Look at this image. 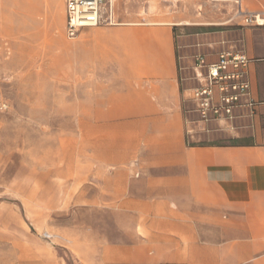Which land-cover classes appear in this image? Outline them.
<instances>
[{"label": "crops", "instance_id": "crops-1", "mask_svg": "<svg viewBox=\"0 0 264 264\" xmlns=\"http://www.w3.org/2000/svg\"><path fill=\"white\" fill-rule=\"evenodd\" d=\"M115 3L114 22L106 24L112 28L93 31L89 46L99 56L108 46L106 35L115 33L124 65L114 66L115 78L91 92L96 105L90 107V128L98 130L86 132L119 142L107 155L123 167L113 178L121 184L115 213L134 239L109 253L128 264H264V29L245 27L233 5H215L232 8V14L215 15L217 52L204 55L216 61L234 50L255 60L248 78L262 105L234 132L215 125L209 127L215 131L197 133L189 123L196 118L189 101L194 64L186 62L192 45L174 34L182 23L139 24L122 15L116 23ZM241 7L264 13V0H242ZM190 129L196 133L189 142Z\"/></svg>", "mask_w": 264, "mask_h": 264}, {"label": "rangeland", "instance_id": "rangeland-1", "mask_svg": "<svg viewBox=\"0 0 264 264\" xmlns=\"http://www.w3.org/2000/svg\"><path fill=\"white\" fill-rule=\"evenodd\" d=\"M115 8L116 23L122 15L139 24H193L174 27L192 45L187 66L196 54L217 52L215 15L232 14L210 0H116ZM65 26V0H0V264H128L109 253L134 239L115 213L121 184L113 178L123 167L107 155L119 142L86 133L98 130L90 128L91 92L124 60L115 33L92 55L91 33L112 27L70 40Z\"/></svg>", "mask_w": 264, "mask_h": 264}, {"label": "built area", "instance_id": "built-area-1", "mask_svg": "<svg viewBox=\"0 0 264 264\" xmlns=\"http://www.w3.org/2000/svg\"><path fill=\"white\" fill-rule=\"evenodd\" d=\"M115 0H65V32L70 40L79 37L82 30L113 24ZM214 5H233L236 17L241 18L245 27L264 29V13L245 12L242 0H210ZM255 60L240 51H224L216 61H210L204 54L193 57L195 83L191 88L190 103L195 119L189 123L197 126V133H208L210 126L218 130L234 132L236 123L244 119H254L262 105L252 94L248 78V67ZM195 131L187 130V140L193 139Z\"/></svg>", "mask_w": 264, "mask_h": 264}, {"label": "bare ground", "instance_id": "bare-ground-1", "mask_svg": "<svg viewBox=\"0 0 264 264\" xmlns=\"http://www.w3.org/2000/svg\"><path fill=\"white\" fill-rule=\"evenodd\" d=\"M181 25H183V26H191V25H193V24H191V23H189V22H185V23H182Z\"/></svg>", "mask_w": 264, "mask_h": 264}]
</instances>
